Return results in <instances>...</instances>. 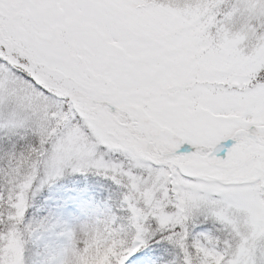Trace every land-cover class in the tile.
Masks as SVG:
<instances>
[{"label":"snow or ice","instance_id":"6c2138e0","mask_svg":"<svg viewBox=\"0 0 264 264\" xmlns=\"http://www.w3.org/2000/svg\"><path fill=\"white\" fill-rule=\"evenodd\" d=\"M264 264V0H0V264Z\"/></svg>","mask_w":264,"mask_h":264},{"label":"rangeland","instance_id":"374dc122","mask_svg":"<svg viewBox=\"0 0 264 264\" xmlns=\"http://www.w3.org/2000/svg\"><path fill=\"white\" fill-rule=\"evenodd\" d=\"M103 259V255L98 254L96 257L86 260V264H100Z\"/></svg>","mask_w":264,"mask_h":264}]
</instances>
